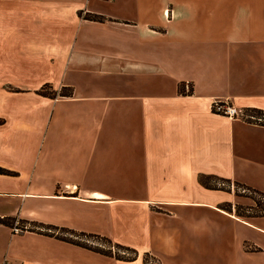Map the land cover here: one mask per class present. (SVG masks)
Instances as JSON below:
<instances>
[{
	"label": "crops",
	"instance_id": "obj_1",
	"mask_svg": "<svg viewBox=\"0 0 264 264\" xmlns=\"http://www.w3.org/2000/svg\"><path fill=\"white\" fill-rule=\"evenodd\" d=\"M217 101L264 110V0H0V218L137 251L0 223V264H264V216L199 181L264 192V126Z\"/></svg>",
	"mask_w": 264,
	"mask_h": 264
},
{
	"label": "trees",
	"instance_id": "obj_2",
	"mask_svg": "<svg viewBox=\"0 0 264 264\" xmlns=\"http://www.w3.org/2000/svg\"><path fill=\"white\" fill-rule=\"evenodd\" d=\"M47 86L42 87L39 90L40 94L48 95V91H45V88ZM188 92L192 91V87L189 86ZM183 88L180 87V90ZM62 95H67V94H62ZM245 111L253 112L257 116H254L252 114H249L245 117H241L242 120L248 122V123H253V124H259L264 126V110L257 109V108H247L244 109ZM3 123V119L0 118V124ZM0 173H10L9 171H6L4 169L0 168ZM214 180V182H210L209 180ZM200 183L209 189H219V190H224V191H229L231 192L230 188H225L218 183H226V184H232L234 188V193L238 196L241 197H246L249 198L252 201V204H247V205H241V204H235L233 210L230 207L224 206L223 209L227 211H233L234 214L240 218H248V217H258V216H264V192L252 188L250 186H247L245 184H242L240 182L236 181H231L229 179H224L220 178L214 175H201L199 177ZM216 182V184H214ZM218 182V183H217ZM238 189H241L242 192L238 191ZM15 222H19L22 225L23 230H29V231H35L40 234H44L47 236H52L64 241H67L69 243L99 252L104 255H108L111 257H114L118 260H124V261H132L136 259L137 257V251L129 248L127 246L113 243L109 238L105 236H100L96 234H90V233H84V232H76L74 230L64 228V227H57L53 225H47V224H42V223H37V222H27V221H20V220H15L14 218H0V223L5 224V225H13ZM61 233V234H59ZM72 234L75 238L78 236L81 237H86V238H91L95 240V242L92 244L88 239H82V240H76L70 236H66L64 234ZM95 244V245H94ZM143 261L145 264H158L157 262L153 261V259L148 255L145 254L143 256Z\"/></svg>",
	"mask_w": 264,
	"mask_h": 264
},
{
	"label": "rangeland",
	"instance_id": "obj_3",
	"mask_svg": "<svg viewBox=\"0 0 264 264\" xmlns=\"http://www.w3.org/2000/svg\"><path fill=\"white\" fill-rule=\"evenodd\" d=\"M228 104V103H227ZM230 105V104H229ZM249 114H252V115H254V116H257L256 114H254L253 112H249V111H245L244 109H239V116L240 117H245V116H247V115H249ZM264 119V118H263ZM210 182H214V180H209ZM218 183V182H217ZM214 184H216V182L214 183ZM219 185H221V186H223V187H225V188H230V190H231V192H232V195H231V201H225V202H223L222 204H220L221 206H228V205H230V203L229 202H232V203H236V202H239V204H241V205H247V204H252V201L249 199V198H246V197H241V196H237L235 193H234V190L236 189V188H234V186L232 185V184H226V183H218ZM237 190L238 191H240V192H242L241 191V189H238L237 188ZM18 226V227H22V225H21V223H19V222H15L14 223V226ZM59 234H61V233H59ZM64 235H66V236H70V237H72V238H74V239H78V240H82V239H88L91 243L93 242H95V240H93V239H91V238H86V237H81V236H78V237H74L72 234H68V233H66V234H64ZM92 243V244H93ZM95 245V244H94Z\"/></svg>",
	"mask_w": 264,
	"mask_h": 264
},
{
	"label": "built area",
	"instance_id": "obj_4",
	"mask_svg": "<svg viewBox=\"0 0 264 264\" xmlns=\"http://www.w3.org/2000/svg\"><path fill=\"white\" fill-rule=\"evenodd\" d=\"M106 1H109V0H106ZM212 111L215 112V113H219V114H222V115H225V116H229V117H240L239 116V109L235 108L234 106L232 105H229L227 104L226 102H222V101H217V102H214L212 104V107H211ZM23 229L18 227V226H13V233H19L21 232ZM1 264H11V262L4 257L3 261Z\"/></svg>",
	"mask_w": 264,
	"mask_h": 264
}]
</instances>
